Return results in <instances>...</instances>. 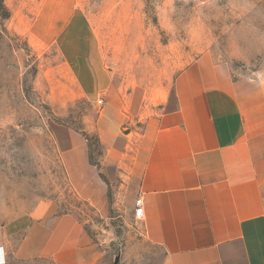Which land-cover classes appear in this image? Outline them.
Returning <instances> with one entry per match:
<instances>
[{
  "label": "rangeland",
  "instance_id": "1",
  "mask_svg": "<svg viewBox=\"0 0 264 264\" xmlns=\"http://www.w3.org/2000/svg\"><path fill=\"white\" fill-rule=\"evenodd\" d=\"M4 6L0 207L14 215L51 199L100 244L98 264L117 258V264H159L162 249L145 239L133 214L137 182L114 165L100 171V116L113 94L168 88L198 57L227 66L236 80L264 75V0H4ZM100 70L115 92L87 97L82 87L92 90L89 78ZM113 121L107 133L114 125L141 130L137 118ZM58 124L88 139L99 176L81 177L80 187L64 165Z\"/></svg>",
  "mask_w": 264,
  "mask_h": 264
},
{
  "label": "crops",
  "instance_id": "2",
  "mask_svg": "<svg viewBox=\"0 0 264 264\" xmlns=\"http://www.w3.org/2000/svg\"><path fill=\"white\" fill-rule=\"evenodd\" d=\"M106 73L89 78L87 97L115 92ZM125 97L113 94L100 116V171L114 165L137 182L133 214L162 249L159 264H264V75L236 80L202 56L168 88L135 86ZM118 117L137 118L141 130L107 133ZM54 130L73 184L99 176L86 135L64 124ZM103 256L78 217L51 199L14 215L0 207V264H98Z\"/></svg>",
  "mask_w": 264,
  "mask_h": 264
},
{
  "label": "built area",
  "instance_id": "3",
  "mask_svg": "<svg viewBox=\"0 0 264 264\" xmlns=\"http://www.w3.org/2000/svg\"><path fill=\"white\" fill-rule=\"evenodd\" d=\"M101 102V101H100ZM136 204H137V208H136V215L138 217L142 216L143 213H144V209H143V205H142V200L141 199H138L136 201Z\"/></svg>",
  "mask_w": 264,
  "mask_h": 264
},
{
  "label": "trees",
  "instance_id": "4",
  "mask_svg": "<svg viewBox=\"0 0 264 264\" xmlns=\"http://www.w3.org/2000/svg\"><path fill=\"white\" fill-rule=\"evenodd\" d=\"M0 8L2 11H5L4 0H0Z\"/></svg>",
  "mask_w": 264,
  "mask_h": 264
},
{
  "label": "water",
  "instance_id": "5",
  "mask_svg": "<svg viewBox=\"0 0 264 264\" xmlns=\"http://www.w3.org/2000/svg\"><path fill=\"white\" fill-rule=\"evenodd\" d=\"M117 261H118V258L116 259V263L115 264H117Z\"/></svg>",
  "mask_w": 264,
  "mask_h": 264
}]
</instances>
